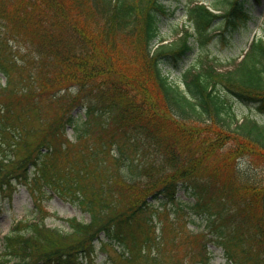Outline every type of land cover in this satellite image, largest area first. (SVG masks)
I'll return each instance as SVG.
<instances>
[{
    "label": "trees",
    "instance_id": "16d2710c",
    "mask_svg": "<svg viewBox=\"0 0 264 264\" xmlns=\"http://www.w3.org/2000/svg\"><path fill=\"white\" fill-rule=\"evenodd\" d=\"M188 1L193 33L183 30L150 54L166 12L160 0H0L8 6L0 13L11 18L6 28L32 35L26 56L7 54L9 37L0 39L7 79L0 92L11 93L0 100V195L9 197L15 181L31 186L40 214L4 236L1 264L91 262L97 243L114 253L101 264H180L190 253L208 264L211 244L229 264H264V184L241 182L231 166L250 153L247 144L264 151V123L251 116L264 115V42L256 38L232 65L220 47L248 34L247 0H211L220 14ZM130 36L141 49L116 57L115 40ZM223 64L231 67L219 70ZM165 67L181 74L184 89ZM83 99L84 119L75 118ZM181 188L191 201L176 197ZM50 191L89 222L46 227L42 202ZM168 206L174 219L189 209L203 224L197 248L180 227L165 236L168 215L159 239L154 219Z\"/></svg>",
    "mask_w": 264,
    "mask_h": 264
},
{
    "label": "rangeland",
    "instance_id": "374dc122",
    "mask_svg": "<svg viewBox=\"0 0 264 264\" xmlns=\"http://www.w3.org/2000/svg\"><path fill=\"white\" fill-rule=\"evenodd\" d=\"M168 9L169 14L163 16L160 21H158V37L153 41V43L150 46V53L153 52L159 46V39L163 40L164 43H170L173 40L178 37V34L182 30V28H187L189 32L192 33V25L188 22L184 7L188 0H160ZM197 2L203 3L205 5H209V2L211 0H195ZM71 3L68 2V5ZM244 6H246L247 9H250V15L251 19L247 21V25L249 27V30H253V35H255L258 38H261L264 42V0L262 6L260 4L252 7V2L248 1L247 3H244ZM3 10H7L8 6L2 4L0 7ZM79 24H81L80 20H77ZM5 25L10 26L11 25V18L9 15H4L0 13V39H7L9 37V44L6 45L4 43V50L7 54L11 55L13 53L16 54V57H18L19 54H24L23 56H26L27 54L30 55V42L32 40V35L30 32H22L21 36L15 31V29L12 31L9 28H6ZM91 32L95 33L96 28H92L90 30ZM249 33V31H248ZM247 32H241L238 35H235L234 38H231V41H229L227 46H222L220 49L222 50V54L226 55L225 60L231 61V64L235 62L236 58L240 55V53L246 48V38H247ZM95 41H98V39H94ZM191 40V39H190ZM1 41V40H0ZM2 42V41H1ZM140 42L138 39L135 40L134 43L132 42V37H123L118 38L115 40V45L113 47V53L116 57H118L119 50L122 53L128 54L125 55V58H129V55L134 54L135 52L139 51L141 49V46L138 45ZM220 46V45H219ZM11 47V48H10ZM191 55L190 57L185 61L184 69L188 67L191 64ZM98 66V65H97ZM98 69L103 70V67L98 66ZM164 73H166L169 76V79L177 84L181 83V79L179 78L180 74L178 71L170 70L169 68L163 69ZM116 76V75H115ZM115 76L112 77V81L115 80ZM0 81L3 82V80L0 78ZM75 92V91H74ZM74 92L72 93V96H74ZM70 93V92H69ZM11 93L6 92L2 94L0 92V100L2 99H8L6 96H9ZM6 95V96H4ZM11 97V96H10ZM84 102L81 101L80 104H78L72 111L71 115L77 118L79 115L85 113L86 109L84 107ZM239 112H244V114L248 113V110L244 108L243 106L237 107ZM256 115V116H255ZM253 118H257V121L260 123H264V115H257V114H251ZM238 119L240 122L242 121V115L240 113L238 114ZM67 133L72 136V129L68 128ZM229 144L225 146V148L228 147ZM247 152H250L246 155L237 157L233 160L231 166L232 168L236 169V173L241 180L246 182L247 184H253V185H259L264 184V151H261V149H256L255 146L247 144ZM21 151H19V156L21 155ZM214 181L223 182L220 178H212ZM33 188L31 186H26L22 184L20 181H15L11 190H10V196H3L0 195V240L1 237L6 234L13 221H17L20 219L26 218H32V216H37V212L33 210L32 207V201L37 202L39 201L36 197L37 195L32 191ZM177 197L181 201H191V197L189 196V193L186 190H183L182 188L178 190ZM42 204L46 207L47 213L44 214L45 222L46 224L51 228H64V225H62V218H68V217H76L78 220H82L85 222L88 218V216L84 213H82L77 207H74L73 205L63 202L60 199L56 197H51L47 199V196H45V199L43 200ZM180 203L178 202V205ZM182 205V204H181ZM156 207H159V205L156 203ZM176 207V205H174ZM184 211V210H183ZM178 211V217L177 219L173 218V213L170 211V207H167L164 214L156 215L157 218L154 219V223L157 229V234L159 235V239L162 238V234L159 231L158 223L159 220H162L163 218H166L168 215V221L169 224L167 225V228L165 230V236L167 238H170L173 236V229L174 227H180L185 231H188L192 234V236L195 238L193 246L194 248H197L198 240L196 239L197 236H199L202 231V227L199 226L200 221L197 217L192 216L189 217L190 211L187 209L185 212ZM191 221H194L193 225H191ZM195 232V234H194ZM71 242L74 241L72 238L70 240ZM108 250L107 253L102 252V248H100V244L97 243L95 245V251L94 256L92 257V261H83L80 262V264H100L104 261V259H107L110 256H114V253L112 252V249L106 248ZM210 251L212 252L213 259L208 264H228L223 255L222 251L218 247H214L213 245L210 246ZM201 260L196 257V254L190 253L187 255V257L184 259L183 263L180 264H203L200 262Z\"/></svg>",
    "mask_w": 264,
    "mask_h": 264
}]
</instances>
